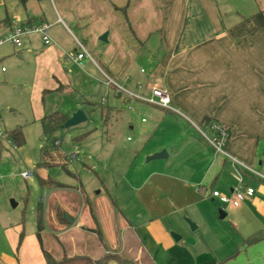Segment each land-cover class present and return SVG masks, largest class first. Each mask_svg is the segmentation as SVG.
Masks as SVG:
<instances>
[{"label":"crops","instance_id":"1","mask_svg":"<svg viewBox=\"0 0 264 264\" xmlns=\"http://www.w3.org/2000/svg\"><path fill=\"white\" fill-rule=\"evenodd\" d=\"M235 6L226 9L220 0H0V38L16 23L51 25L49 44L33 33L23 38L21 47L10 42L12 46L0 51V62L13 64L19 78L29 76L37 95L43 90L65 91L78 81L82 60L101 71L105 81L107 74L129 85L134 76L130 67L140 59L149 65L136 80L140 94H149L153 87L169 91L174 110L152 104L155 130L164 138L146 153L147 162L157 161L140 171V205L146 185L151 186L157 205L163 203L167 210L157 209L144 222L145 228L156 224L168 236V230L180 225L189 232L182 215L197 223L195 229L202 228L200 239L185 241L193 264H226L241 253H246L248 264H264V239L244 245L248 237L264 232V179L243 166L264 174V28L246 20L264 11V0H239ZM104 33L107 41L101 39ZM78 43L92 56L82 58L81 64L70 57L79 51ZM1 72L5 76L4 66ZM60 85L63 88L58 89ZM113 88L108 84L107 90ZM108 108L111 113V105ZM43 113L38 106L36 117L42 120L47 115ZM206 117L228 126L227 148L239 163L219 159L201 136L197 126ZM166 140L174 146H167ZM163 150L166 156L148 159ZM242 171L255 175L246 184L255 189L253 195L238 206L212 199L211 190L231 195L238 184L233 173ZM220 207L228 222L221 221ZM66 223L58 222L53 229L60 243H51L50 236L41 232L44 246L55 258L64 253L97 258L105 252L98 235L84 228L85 221L75 223L73 218ZM124 223V242L120 238L114 250L137 264L150 263L145 238L126 217ZM86 227H96L92 214ZM169 240L166 250L177 246ZM34 252L29 256L26 243L19 258L4 259L9 264H44L42 249Z\"/></svg>","mask_w":264,"mask_h":264},{"label":"rangeland","instance_id":"2","mask_svg":"<svg viewBox=\"0 0 264 264\" xmlns=\"http://www.w3.org/2000/svg\"><path fill=\"white\" fill-rule=\"evenodd\" d=\"M220 2L226 9H235L239 0ZM231 17L234 20L237 18L236 15ZM10 46L9 41L4 42L0 44V51ZM2 66L5 76L1 72ZM79 67L82 74L78 73L75 78L78 81L65 87V91L43 90L37 95L31 87L29 76L19 78L18 73H13V64L0 62V264H9L5 256L6 259L19 258L23 244L27 243L31 257L37 247L42 249L37 238L40 209L45 225L42 232L50 236L51 243L61 242L58 233L53 230L58 222L66 223L59 221V216L65 219V214H68L75 218V223L83 220L89 225L92 214L109 248L114 250L116 242L120 238L123 241L126 217L133 226H137L150 249V263L142 264H193L186 252L185 241L200 239L202 228L192 230L188 220L197 225L192 218L182 215L184 227L189 232L176 225L175 229L168 230V236L156 224L148 228L144 226V222L153 218L157 209H166L162 207L163 203L157 205L158 199H155L152 187L147 185L140 205V171L150 169L157 161L153 159L147 162L146 153L159 146L164 138L162 131L155 130V106L134 98L125 102L124 95L117 93L115 88L107 90L108 84L101 71L87 66L83 60ZM148 71L149 65L137 59L130 67V72L134 74L131 83L119 84L140 93L138 85H135L136 80ZM109 105L112 111L106 115ZM38 106L43 114L59 110L68 116L81 109L87 115V120L68 128H58L46 136L41 117H36ZM15 129H21L24 134L22 144H16L8 137V132ZM164 142L167 146H174L173 141ZM43 147L49 153H59L64 164L41 166ZM226 150L234 157L228 148ZM218 157L221 160L226 158L228 163L234 162L223 154H218ZM143 161L144 166H141ZM24 171L34 174L25 178L22 176ZM243 171L240 172L243 183L248 184L255 175ZM40 176L54 178L63 186L41 185ZM167 219L169 216L165 221ZM228 220V216L221 218V221ZM22 231L25 237L20 243ZM174 233L180 235L181 239L176 240ZM44 235L41 236L42 243ZM169 239L177 246L166 250L171 244ZM14 240L16 245H13ZM43 247L48 250L44 243ZM209 247H213L210 241ZM239 256V259L226 264H248L246 253Z\"/></svg>","mask_w":264,"mask_h":264},{"label":"built area","instance_id":"3","mask_svg":"<svg viewBox=\"0 0 264 264\" xmlns=\"http://www.w3.org/2000/svg\"><path fill=\"white\" fill-rule=\"evenodd\" d=\"M50 26L51 25L49 23L44 21L29 24L16 23L6 35L0 38V44L9 41L16 46L21 47L24 44L23 38L33 33L40 34L44 43L49 44L52 40L50 35ZM78 44L79 51H77L73 55H70V57H72L75 61L81 64L82 58H84L85 56H89L91 58L92 56L88 49L82 45V43ZM105 78L107 83L116 89L117 93H122L124 95L125 99L134 98L139 101L159 105L166 109L174 110V107L171 102V95L166 88L153 87L150 90L149 95H143L128 90L107 74H105ZM197 129L201 136L214 148L216 153L231 157L234 162H239L235 157H232L226 150L230 136V130L227 125L218 120L213 119L209 122L203 121L202 125L197 126ZM243 166L253 171L260 178L264 179L263 173L255 171L246 165ZM33 174L34 173L32 171H24L22 175L25 178H28L33 176ZM233 175L238 181V184L237 187L233 189L231 195L222 193L219 190H211L210 196L213 200H218L222 204L230 203L232 205L238 206L242 200L254 194L255 189L243 183L242 176L240 175V173H233Z\"/></svg>","mask_w":264,"mask_h":264},{"label":"trees","instance_id":"4","mask_svg":"<svg viewBox=\"0 0 264 264\" xmlns=\"http://www.w3.org/2000/svg\"><path fill=\"white\" fill-rule=\"evenodd\" d=\"M248 21H251L255 24V27H262L264 28V11L260 10L259 12L247 17ZM63 88L62 85L58 89ZM130 98H126L125 102H129ZM110 108L106 109V115L109 114ZM69 118V116L59 110L54 111L52 113H49L45 115L42 118V124H43V131L46 136L51 135L56 129L61 128L62 125L66 122V120ZM213 119L210 117H206L204 121L209 122ZM8 137L13 140L16 144H22L25 140L24 134L21 129H15L8 132ZM58 144V143H57ZM56 144V145H57ZM41 155H42V161L41 166H48L51 164H64L61 161V156L59 153H49L48 149L46 147H43L41 149ZM39 181L41 185H46L48 187H60L63 186L62 183L58 182L54 178L48 177H39ZM94 220L96 219L94 215H92ZM60 221H64V218L62 216H59ZM37 238L39 240V243L42 247V252L44 254L45 263L44 264H110L111 261H115L116 264H137L133 262L132 260L126 258L123 256L120 252L112 250L109 248L104 235L101 231V229L96 226L94 228L84 227L87 230L93 231L98 235V238L100 239L101 243L103 244L105 248V252L97 258L91 257L86 254H74L69 255L67 253H64L61 258H55L50 251L46 250L43 247L42 238H41V232L45 228L44 222H43V216H42V209L38 212V218H37ZM25 234L22 231L20 233V243L23 240ZM264 239V232H258L254 235L248 237L244 241V245H250L253 243H256L260 240Z\"/></svg>","mask_w":264,"mask_h":264},{"label":"water","instance_id":"5","mask_svg":"<svg viewBox=\"0 0 264 264\" xmlns=\"http://www.w3.org/2000/svg\"><path fill=\"white\" fill-rule=\"evenodd\" d=\"M107 33H104L102 36H101V39L104 40V41H107ZM85 120H87V115L85 114V112L81 109H78L76 110L67 120L66 122L62 125V128H68V127H71V126H74V125H77L81 122H84ZM166 151L163 150L161 152H158L150 157H148V159H151V158H161V157H164L166 156ZM13 205H16V203L14 201H12ZM218 213H219V217L220 218H223L226 216V211L223 207H220L218 209ZM65 220L67 221V223H72L73 221V217H70L68 214H65ZM190 226L192 229H195L196 228V224L193 223L192 221L188 220ZM174 237L176 240H179L180 239V235H177L174 233Z\"/></svg>","mask_w":264,"mask_h":264}]
</instances>
